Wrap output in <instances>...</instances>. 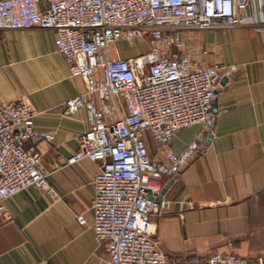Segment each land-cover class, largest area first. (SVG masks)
I'll list each match as a JSON object with an SVG mask.
<instances>
[{"label":"built area","instance_id":"2783aa9c","mask_svg":"<svg viewBox=\"0 0 264 264\" xmlns=\"http://www.w3.org/2000/svg\"><path fill=\"white\" fill-rule=\"evenodd\" d=\"M253 0H0V30L55 31V48L84 92L67 99L62 113L84 108L87 130L78 149L49 168L28 142H52L34 126L26 95L0 103V226L12 221L5 201L21 190L49 189V175L83 158L101 162L93 180L92 229L106 244L107 264H169L154 239L152 216L169 207L158 200L163 179L177 175L205 147L213 131V104L233 65L206 61L187 31L261 25L246 14ZM264 6V0H259ZM262 21V20H260ZM145 40L148 48L122 57L118 44ZM116 44L113 55L110 46ZM199 131L178 153L176 133ZM145 132L155 142L151 157ZM76 220L85 225L83 214ZM204 264H264L213 252Z\"/></svg>","mask_w":264,"mask_h":264},{"label":"crops","instance_id":"0c3cea01","mask_svg":"<svg viewBox=\"0 0 264 264\" xmlns=\"http://www.w3.org/2000/svg\"><path fill=\"white\" fill-rule=\"evenodd\" d=\"M246 14L262 24L188 33L195 47L208 51L206 61L235 69L217 91L210 140L177 175L163 179L160 200L169 207L152 222L169 264H204L213 252L264 257V6L253 0ZM54 39L52 29L0 30V103L26 95L35 128L54 133L52 142L26 144L40 152L46 168L76 151L88 128L84 108L62 113V104L85 85L71 75ZM119 47L122 57L147 50ZM199 129H180L172 151L180 152ZM144 138L154 157L155 142L148 132ZM100 170L101 162L83 158L52 172L48 190L32 185L8 198L13 219L0 226V264H107L106 244L92 229Z\"/></svg>","mask_w":264,"mask_h":264},{"label":"rangeland","instance_id":"374dc122","mask_svg":"<svg viewBox=\"0 0 264 264\" xmlns=\"http://www.w3.org/2000/svg\"><path fill=\"white\" fill-rule=\"evenodd\" d=\"M188 33H195V32H198V31H187ZM119 46L121 45L122 47H123V50L124 51H126V50H129V51H134V49H142V50H145V49H147L148 48V45L146 44V45H144L143 43H140L139 41H136V42H134V44L133 45H127V44H124V43H120V44H118ZM115 46H116V44H112L111 46H110V50H111V54L113 55V52H114V48H115ZM138 51V50H137Z\"/></svg>","mask_w":264,"mask_h":264},{"label":"water","instance_id":"95a60500","mask_svg":"<svg viewBox=\"0 0 264 264\" xmlns=\"http://www.w3.org/2000/svg\"><path fill=\"white\" fill-rule=\"evenodd\" d=\"M224 81H225V80H223L222 84L224 83ZM210 138H211V135H209V136L207 137L206 143L210 140ZM161 194H162V193H161ZM161 197H162V196L159 195V196H158V200H160Z\"/></svg>","mask_w":264,"mask_h":264}]
</instances>
